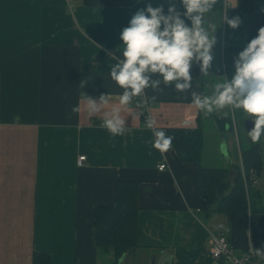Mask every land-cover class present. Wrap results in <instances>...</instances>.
Segmentation results:
<instances>
[{
  "label": "crops",
  "instance_id": "0c3cea01",
  "mask_svg": "<svg viewBox=\"0 0 264 264\" xmlns=\"http://www.w3.org/2000/svg\"><path fill=\"white\" fill-rule=\"evenodd\" d=\"M237 1L224 0L222 14L206 16L217 25L209 82L220 81L229 26L222 20ZM148 3L163 5L167 14L169 0H0V264H33L34 252L51 264H152L154 255L165 257L164 264H212L210 236L217 230L238 252L264 248V212L249 210L232 223L205 214L196 195L198 165L180 162L172 145L166 152L153 147L155 131L197 127L201 111L191 92L204 94L199 63L190 69L188 92L161 84L162 92L148 88L134 97L121 112L123 135L102 127L103 112L85 110L84 92L97 102L110 94L104 111L118 104L123 89L111 80L116 61L110 53L121 57L120 33ZM175 4L185 11L181 0ZM243 30L244 24L231 28L235 44ZM77 106L81 111L73 113ZM81 155L86 160L79 166ZM207 155L205 143L200 165L220 168ZM161 163L167 169L158 170ZM119 181L138 183V248L114 262L111 255L99 257L94 217L98 206L114 204Z\"/></svg>",
  "mask_w": 264,
  "mask_h": 264
},
{
  "label": "clouds",
  "instance_id": "9594fccd",
  "mask_svg": "<svg viewBox=\"0 0 264 264\" xmlns=\"http://www.w3.org/2000/svg\"><path fill=\"white\" fill-rule=\"evenodd\" d=\"M181 3L185 9L183 13L177 10L175 0H169L167 14L163 5L153 7L148 3L146 8L137 10L129 25L122 29V58L110 53L116 62L109 69L111 80L123 89L118 104L104 111L110 103V94H102L97 102L83 93L88 115L103 112L102 127L113 137L126 131L122 110L132 103L134 97H143L146 89L162 92L161 84H174L176 92H188L193 80L190 69L195 63L201 65L202 75L209 74L212 50L217 43V25L209 23L206 16L213 11L218 0H181ZM222 21L233 29L241 24L239 16L229 19L226 15ZM234 67L231 80L223 77L213 85L210 95L192 91V103L205 117L225 108L242 110L245 118L254 122L248 135L256 143L264 135V27H260L257 36L238 53ZM87 83L88 80H81L80 88L84 89ZM80 111L78 106L72 108L73 113ZM154 125V119H146L147 128ZM154 136V148L161 152L171 148L173 138L164 131H155ZM221 152L227 155L226 145H221ZM255 251L264 259V249Z\"/></svg>",
  "mask_w": 264,
  "mask_h": 264
},
{
  "label": "trees",
  "instance_id": "16d2710c",
  "mask_svg": "<svg viewBox=\"0 0 264 264\" xmlns=\"http://www.w3.org/2000/svg\"><path fill=\"white\" fill-rule=\"evenodd\" d=\"M262 8H264V0H238L234 9L225 10V16L227 15L229 19L239 16L241 24L238 29L244 24L243 34L246 36L244 44H235L234 38L230 37L231 28L227 26L224 30L225 47L223 53L225 55L232 56L234 53L241 52L257 36L258 29L264 27V11L261 10ZM213 11L222 14L224 0H218ZM223 64L226 67L227 75L230 67L225 58L220 62L218 70L221 69ZM217 77L220 81L223 79L218 74ZM138 104H142L141 101H138ZM139 108L142 110L144 107ZM225 109L227 115L225 113V115L223 114L220 118H217L218 124L222 131L231 132V121L234 118L236 109ZM142 113L144 116L145 111ZM197 120L198 125L195 128L171 127L166 129V133L173 138L172 146L179 161L198 165L196 195L204 201V213L207 215L211 213L221 214L229 223H232L249 210L253 213L264 212V204L261 203L260 199L262 198L261 192L256 187L262 169L259 147L255 145L244 150L240 149L242 155L239 159L242 162L243 176L241 167L238 166V176H236V179L234 178V184L232 185L228 168H204L200 165L205 147L203 112L198 114ZM227 127L229 128L227 129ZM138 213V183L119 181L116 185L114 204L101 205L95 210L94 238L100 258L103 259L105 256L111 255L114 262H117L127 252L138 248ZM32 263L51 264V261L47 255L34 252Z\"/></svg>",
  "mask_w": 264,
  "mask_h": 264
},
{
  "label": "rangeland",
  "instance_id": "374dc122",
  "mask_svg": "<svg viewBox=\"0 0 264 264\" xmlns=\"http://www.w3.org/2000/svg\"><path fill=\"white\" fill-rule=\"evenodd\" d=\"M246 37V36H244ZM242 37V40L237 42V45H242L245 42V38ZM225 47V46H224ZM223 53V50H222ZM233 56V55H232ZM238 56V55H237ZM221 58H225V61L229 64L230 70L227 71V79L230 80L234 73H235V67H234V61L237 58L236 56L231 57L230 55L226 54L224 57L221 55ZM221 59V61H222ZM231 61H230V60ZM220 64V61H219ZM218 64V65H219ZM213 68V73L211 74L214 78L215 76V66H211ZM230 75H229V73ZM216 74H218L216 72ZM230 76V77H229ZM208 76H204L203 82L205 83V89L204 94L210 95L212 92L213 85L215 82H209L206 79ZM207 84H211V86H207ZM226 109L219 110L216 112H213L208 117H205L203 114V129L205 133V143H206V149H207V160L210 164L215 163L216 167H224L228 168L230 170V182L233 185L234 180L238 176L237 174V168L238 166H242V162L239 158H241V151L252 147V146H258L259 152L261 155L262 160V169L259 173V177L256 182L257 189L260 190L262 198H264V135L261 136V139L259 142L254 143L249 135L248 132L245 129L244 122L247 120L242 112V110H235L234 118L231 121L232 129L231 132L229 131H222L219 127L217 118H220L223 114L225 115ZM251 120V119H250ZM229 127H227L228 129ZM241 144V146H240ZM221 145H226L227 155L225 156L221 152ZM213 152V154H212ZM229 158L230 162H225V157ZM207 161L204 160V164H206ZM219 165V166H218ZM241 174L243 176V170L241 167ZM235 178V179H234ZM264 200V199H263Z\"/></svg>",
  "mask_w": 264,
  "mask_h": 264
},
{
  "label": "built area",
  "instance_id": "2783aa9c",
  "mask_svg": "<svg viewBox=\"0 0 264 264\" xmlns=\"http://www.w3.org/2000/svg\"><path fill=\"white\" fill-rule=\"evenodd\" d=\"M219 77L227 79L226 67L223 64L221 69L218 70ZM86 160L85 155L79 156L77 163L82 166ZM167 169V164L161 163L158 170L163 171ZM255 173L253 174V176ZM210 256L212 258V264H264V259L259 258L256 255V249L249 248L242 252L231 244L229 239L222 231H215L210 236Z\"/></svg>",
  "mask_w": 264,
  "mask_h": 264
},
{
  "label": "water",
  "instance_id": "95a60500",
  "mask_svg": "<svg viewBox=\"0 0 264 264\" xmlns=\"http://www.w3.org/2000/svg\"><path fill=\"white\" fill-rule=\"evenodd\" d=\"M244 126L246 131H250L254 127V122L250 119L245 120ZM165 263V257L161 256L160 260H156V256H153L152 264H164Z\"/></svg>",
  "mask_w": 264,
  "mask_h": 264
}]
</instances>
